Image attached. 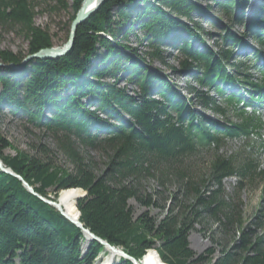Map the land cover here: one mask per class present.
Instances as JSON below:
<instances>
[{"label":"trees","instance_id":"1","mask_svg":"<svg viewBox=\"0 0 264 264\" xmlns=\"http://www.w3.org/2000/svg\"><path fill=\"white\" fill-rule=\"evenodd\" d=\"M50 1L55 4L53 10L70 8V0ZM82 1L73 0L71 23ZM196 1L104 0L79 27L68 56L34 60L29 63L31 68L22 71L0 70V112L24 116L28 124L44 129L74 167L70 173L56 165L46 150L42 157L22 151L5 157L11 145L0 133V160L38 195L29 193L17 178L0 172V264H95L106 254L102 245L92 242L83 256L82 231L39 198L57 202L60 191L71 189L87 193L77 202L84 228L137 261L155 250L164 264H264L263 211L245 223L223 185L226 179L235 178L240 193L263 179V173L253 160L218 154L227 142L249 139L262 129V123L238 112L242 99L226 97L222 108L207 91L221 96L225 85L240 84L248 98L262 101L264 81L257 84L242 64L232 62L233 51L223 47L243 48L244 44L239 45L230 30L221 36L223 47L217 53L194 47L201 42V29L190 28L180 19L190 21L192 13L206 14ZM207 1L217 3L234 23H241L234 11L244 0ZM44 2L48 1L0 0V28L20 27L29 42L28 56L54 47L51 35L35 25V11ZM135 26L145 33L151 51L146 57L161 61L163 45L178 49L183 59L180 73L199 72L194 81L205 92L192 87L188 92L193 98L182 97L168 78L145 66L144 57H133L118 38L125 40ZM252 30V39L264 48V30L259 29L258 20ZM22 59L0 51V62L5 65H20ZM15 75L20 79H13ZM120 75L138 87L137 97L115 87ZM198 107L223 118L235 113L239 122H212L197 112ZM211 148L216 153L208 171L196 176L186 161ZM88 151L106 158L103 172H97ZM148 180L155 181L159 190L148 194L143 185ZM171 186L177 190L169 197ZM131 201L165 214L159 220L149 219L148 214L135 219ZM197 225L211 242L199 256L189 243ZM117 264L133 263L119 259Z\"/></svg>","mask_w":264,"mask_h":264},{"label":"rangeland","instance_id":"2","mask_svg":"<svg viewBox=\"0 0 264 264\" xmlns=\"http://www.w3.org/2000/svg\"><path fill=\"white\" fill-rule=\"evenodd\" d=\"M47 1L48 2H44L46 4H42L41 7L36 9L35 25L40 29L47 31L51 35L54 47H63L66 44L70 33L71 19L73 16V0H70V8L66 11H62L60 9H51L55 6V4L50 3V0ZM196 5L200 10L205 11L206 14L201 15L200 13H192L190 21L186 19H180L182 24H185L190 28L196 27L201 29L199 33L201 42L195 43L194 47L200 52H203L206 50V48H209L211 51L217 53L223 47L221 36L226 30H230L235 35L236 39L240 41L239 45L243 43L244 47L241 48L240 46H226L223 48L231 49V51H233L232 62L235 64H242L245 67L247 76L256 80L259 79L261 81L264 78V73H261L255 68L264 66V48L255 42L251 35L253 31L252 26L254 24V20H258L259 29L264 30V0H244V2L241 4V8H235L234 16L236 15L241 19L240 24L234 23L233 18L222 12L219 9L217 3L207 0H197ZM209 6H211V9H209ZM134 21L135 20H133V22ZM144 34L145 33L142 31L140 26H135L125 40L122 39V36H120L118 41L128 47V51H130V54L132 53L133 57H144L146 61L145 66H147L149 70L157 72L163 77L168 78L170 80V84L182 97L192 99L193 94H189L188 92V89L192 87L200 92H205V89L200 88L194 81V75H199V72L194 70V73H190L186 76L180 73V64L183 59L178 49L163 45L160 48L162 52L161 61H152L148 56L146 57L145 54L151 51L148 49L147 41L144 40ZM185 38L187 39V36H185ZM180 45L183 44L181 43ZM0 51L10 52L23 58V63V61L28 57L29 42L21 31L20 27L12 29L0 28ZM258 52H260L259 55L257 54ZM0 63L3 64L2 62ZM22 63L20 65H22ZM29 63H27L24 68L28 67ZM29 68L31 67L29 66ZM0 70L10 69L0 68ZM18 76L15 75L13 79L19 80L20 77L17 78ZM120 76L121 78L115 87L124 90L131 97H137L139 93L138 87L129 83L128 77H126V75ZM107 82L112 84L113 80L108 79ZM223 90L225 93L221 96H219L217 92L213 90H207L209 91L210 97L214 99L216 104L222 108L224 107V99H226V97H241V95H244L245 88H240V86L233 88L225 86L223 87ZM155 98L158 99L157 97ZM262 106L263 108H256L253 110L246 109L249 116L255 115L263 123L260 133L255 132V134L249 139L227 142L222 145L218 152L220 156H225L227 158L236 157L241 160H253L257 163L259 170L263 173V179L257 180L256 183L251 186H246L240 193L236 192L238 181L235 178L226 179L223 184L224 190L230 197H233L236 205L243 213L244 222L248 224H250L251 221L255 219V216L258 215L261 210L263 211L264 216V148L262 147L264 138L262 143L258 139L259 134L264 136V104ZM240 107H243V105ZM89 109L92 110V107ZM255 110L256 113H254ZM197 112L203 114L208 120L219 124H225V122H239V118H237L235 113L232 112H230L228 117L225 118L214 114L210 110L205 111L200 107L197 108ZM100 118L102 120L107 119L105 115H100ZM0 133L8 140L11 145V148H7L4 151L5 157H14L18 151L25 152L31 156L42 157V151L46 150L50 154V158L53 163L64 168L65 170H68L70 173L74 172L73 165L66 159L63 153L60 152L53 137L44 129L35 128L28 124L24 116H12L7 110L1 111ZM215 153L216 150H214V148L202 150V152H200L197 157L192 158L190 161H186V167H189L196 176L202 175L208 171L209 165L213 161ZM89 157L94 159L98 173H101L106 169L107 160L100 152L90 151ZM143 185L148 194L154 193L155 190H159L157 183L153 180H148L143 183ZM176 190V187L171 186L167 195L171 197L176 192ZM62 192L63 191H60L58 195H56V201L58 197L61 196ZM82 192L83 194L80 197L86 195V192ZM49 197L51 199L55 197V194L52 190H50ZM130 206L133 208L135 219L143 214H148L149 219L159 220L162 219L165 214L156 209H152L150 211L146 210L134 201L130 202ZM208 236L209 235L202 232V227L198 225L195 226V230L191 232L189 236V243L191 249L197 254V256L204 254L205 251L211 247V242ZM217 238L219 239V237ZM85 241L87 242L86 237ZM85 241L81 246L82 253L84 250L83 244ZM146 254L147 253H145L144 257ZM103 255H107V253H102L95 264L103 263L102 261L100 262V259Z\"/></svg>","mask_w":264,"mask_h":264},{"label":"water","instance_id":"3","mask_svg":"<svg viewBox=\"0 0 264 264\" xmlns=\"http://www.w3.org/2000/svg\"><path fill=\"white\" fill-rule=\"evenodd\" d=\"M103 2H104V0H83L82 1L81 8H80L79 12L76 14L75 20L71 23L68 40L63 47H52L50 49L41 50L40 52H38L36 54L29 55L23 61L22 65L13 64L11 66H6V65L0 63V68H6V69H10V70H15V71H22L24 69V66L33 60H55V59H59V58H63V57L68 56L74 48L79 27L82 26L93 14H95L97 12V10L101 7ZM0 171L17 178L19 181L22 182L23 186L27 189V191L29 193L33 194L34 196H38L35 193L34 189L31 186H29V184H27L23 178H21L18 175H15L11 170L6 169L1 160H0ZM81 191H83V190H81ZM86 195H87V193H86ZM86 195L79 197L77 199V201L80 198L85 197ZM39 198L43 202H45L48 205L55 208L65 219H67L69 222H71L73 225H75L77 228H79L82 231L84 236L85 235L88 236L89 243H88L86 250H83V253H82L83 256H85L86 253L88 252L92 242H98L100 245H102L104 247L105 251L108 250V251L114 252V254H120L119 259L131 261L133 264H141V261L144 258L141 261H137L136 259L131 258L129 255H127L123 251L122 248H117V247L111 246L109 243L99 239L94 234H92L89 230L85 229L83 224H81L79 221L80 215H81L79 210H78V215H79L78 221H72L62 212V210L59 208V206L55 202L45 200L42 197H39ZM77 201H76V206H77ZM118 262H119V260H116L115 263L112 262V264H117Z\"/></svg>","mask_w":264,"mask_h":264},{"label":"bare ground","instance_id":"4","mask_svg":"<svg viewBox=\"0 0 264 264\" xmlns=\"http://www.w3.org/2000/svg\"><path fill=\"white\" fill-rule=\"evenodd\" d=\"M83 194L79 189L65 190L62 192L61 196L58 198V201L55 202L62 212L72 221H78V209L75 201ZM85 243L83 244V249L86 250L87 243H89V238L86 236ZM107 255H103L100 259L102 264H112L119 259L120 254H114L112 251L106 250ZM132 258V257H131ZM141 264H164L163 261L158 256V253L155 250H150L147 252L144 259L141 261Z\"/></svg>","mask_w":264,"mask_h":264}]
</instances>
